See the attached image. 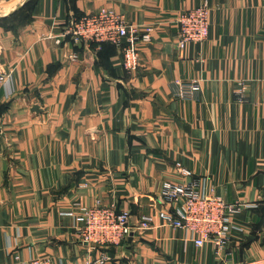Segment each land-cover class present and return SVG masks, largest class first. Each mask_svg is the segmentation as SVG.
I'll return each mask as SVG.
<instances>
[{
  "label": "crops",
  "instance_id": "1",
  "mask_svg": "<svg viewBox=\"0 0 264 264\" xmlns=\"http://www.w3.org/2000/svg\"><path fill=\"white\" fill-rule=\"evenodd\" d=\"M203 1L0 0V264H264V0H208V39L180 48L177 20ZM101 7L151 28L135 70L121 46L61 37ZM196 178L241 207L219 253L162 216L163 184ZM95 204L129 211L133 239L83 241Z\"/></svg>",
  "mask_w": 264,
  "mask_h": 264
},
{
  "label": "built area",
  "instance_id": "2",
  "mask_svg": "<svg viewBox=\"0 0 264 264\" xmlns=\"http://www.w3.org/2000/svg\"><path fill=\"white\" fill-rule=\"evenodd\" d=\"M210 5L204 0L180 14L177 22L179 29L178 46L184 48L192 42L202 43L209 37ZM69 37L75 43L88 44L110 42L122 47V64L127 70H135L140 57V44L152 40L151 28H140L130 23L125 15L113 8L101 7L94 13L74 17L68 21L61 37ZM71 58L78 59V53ZM5 77L0 76V83ZM200 89L197 81L181 85L180 95L191 96ZM182 168V167H181ZM184 176H191L189 169L182 168ZM204 180L196 178L187 182H165L159 197L168 209L162 212L166 222L175 228L190 233L195 245L211 243L219 253L231 239L238 227L234 224V215L240 211V205L228 201L223 196L207 194L203 188ZM76 215L79 234L92 248L110 247L126 241L131 232L129 211H117L114 206L95 204L80 206ZM150 227V218L144 217L138 228L144 231ZM109 260L102 253L96 260L105 264ZM29 264H60L51 257H36Z\"/></svg>",
  "mask_w": 264,
  "mask_h": 264
},
{
  "label": "water",
  "instance_id": "3",
  "mask_svg": "<svg viewBox=\"0 0 264 264\" xmlns=\"http://www.w3.org/2000/svg\"><path fill=\"white\" fill-rule=\"evenodd\" d=\"M35 108H37V107H35ZM133 236H134V232L131 231V232L129 233V240H130V241L133 239Z\"/></svg>",
  "mask_w": 264,
  "mask_h": 264
},
{
  "label": "trees",
  "instance_id": "4",
  "mask_svg": "<svg viewBox=\"0 0 264 264\" xmlns=\"http://www.w3.org/2000/svg\"><path fill=\"white\" fill-rule=\"evenodd\" d=\"M108 43H110V42H108Z\"/></svg>",
  "mask_w": 264,
  "mask_h": 264
}]
</instances>
